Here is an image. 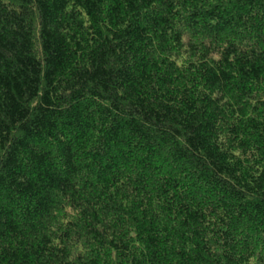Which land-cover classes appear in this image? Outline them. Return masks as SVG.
Masks as SVG:
<instances>
[{
  "label": "trees",
  "instance_id": "trees-1",
  "mask_svg": "<svg viewBox=\"0 0 264 264\" xmlns=\"http://www.w3.org/2000/svg\"><path fill=\"white\" fill-rule=\"evenodd\" d=\"M0 264H264V0H0Z\"/></svg>",
  "mask_w": 264,
  "mask_h": 264
}]
</instances>
